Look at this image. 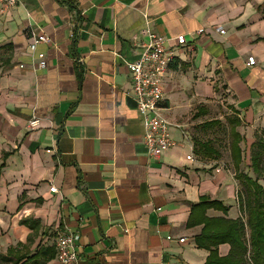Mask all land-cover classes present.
<instances>
[{"label":"crops","instance_id":"obj_1","mask_svg":"<svg viewBox=\"0 0 264 264\" xmlns=\"http://www.w3.org/2000/svg\"><path fill=\"white\" fill-rule=\"evenodd\" d=\"M30 28L48 38L34 56ZM150 32L175 56L162 88L177 145L157 159L128 67ZM217 104L254 144L264 130V0H20L0 13V264H58L65 231L80 235L81 264H205L210 251L196 242L205 217L216 227L241 217L234 168L198 154L190 132L210 128L203 118ZM204 199L221 204L205 210ZM28 218L37 229L20 224Z\"/></svg>","mask_w":264,"mask_h":264},{"label":"built area","instance_id":"obj_2","mask_svg":"<svg viewBox=\"0 0 264 264\" xmlns=\"http://www.w3.org/2000/svg\"><path fill=\"white\" fill-rule=\"evenodd\" d=\"M19 3L20 0H0V13H6ZM216 30L221 34L225 33L221 27H217ZM29 36V50L34 56L37 53L38 46L46 43L48 38L43 32L33 28L29 29ZM166 43L167 41L163 36L150 32L149 41L143 44L140 57L128 64L131 73L132 91L145 128L144 144L147 154L156 159L177 145L170 134L171 128L176 125L163 115L164 91L162 84L175 57L174 53L166 47ZM178 43L181 45L186 44V37L184 35L179 36ZM37 60V69L44 70L47 68L45 53L37 54ZM255 64V57H249L247 65L254 66ZM20 67L24 68L25 66L22 64ZM39 125L40 119L33 118L30 120L28 127L35 130ZM184 136L187 140L188 136L186 134ZM187 159L193 160V156L189 155ZM50 190L51 192H57L56 187H52ZM168 239H171V237ZM79 240L80 235L72 231H65L58 237L56 242L58 264H81L77 252ZM179 242L183 243L185 239H180Z\"/></svg>","mask_w":264,"mask_h":264},{"label":"trees","instance_id":"obj_3","mask_svg":"<svg viewBox=\"0 0 264 264\" xmlns=\"http://www.w3.org/2000/svg\"><path fill=\"white\" fill-rule=\"evenodd\" d=\"M204 125L219 126L221 122L212 120ZM229 125H231L232 135L230 153L235 178L242 186L241 192L238 191L241 217L237 220H220L224 222V227H216L218 220L205 217L203 232L196 237V242L199 247L210 251V256L205 264H264V186L260 183V180L264 181V175L261 176V173L264 172L261 169V164L264 162V138H260L252 145L254 148L260 146V149L252 153L251 158V167L257 175L254 178L242 170L244 151L241 143L245 138L237 130L242 122L235 118L230 120ZM196 147L198 154L204 157L211 159L219 157L218 151L210 141L196 140ZM220 204L218 201L204 199L198 206L207 210ZM223 210L226 214L229 211L228 208H223ZM20 224L28 226L32 230L39 226V222L32 218L23 219ZM222 244L231 245V251L227 257L219 255L218 247ZM24 258L25 256L18 260Z\"/></svg>","mask_w":264,"mask_h":264},{"label":"rangeland","instance_id":"obj_4","mask_svg":"<svg viewBox=\"0 0 264 264\" xmlns=\"http://www.w3.org/2000/svg\"><path fill=\"white\" fill-rule=\"evenodd\" d=\"M217 106H221L217 108ZM226 108V107H225ZM230 114L229 116L226 114ZM196 112H192V115H195ZM208 118H203V122L209 121V120H220L222 122L221 125L219 126H212L210 128H202L201 125H195L192 126V131H190L193 135L192 138H196L202 141H210L212 143V146L215 147V149L219 153V160L220 164H224L223 166L226 169L233 170V162H232V157L230 154V145L232 142V135H231V125H229L228 122H230V116H232L231 111L225 110L222 105L217 104L214 106V108L211 109L210 114H208ZM203 116L201 115L200 117H193L191 120L194 122H199L197 119H201ZM192 121V122H193ZM243 137L245 138L244 142L242 143V148L244 151V163L242 165V170L243 172H247L250 174L252 177L256 178L257 175L254 173L253 168L251 167V158H252V153L255 150L260 149V146L258 147H253L251 143H246L247 138H251L252 132L247 129V126L243 130ZM255 142L259 140L260 138H264V130L259 128L258 133L255 132L254 135ZM261 169L264 170V162L261 164ZM264 175V172L261 173V176ZM262 183L263 180H260ZM263 185V183H262ZM242 186L239 184V192H241ZM249 234V232H248Z\"/></svg>","mask_w":264,"mask_h":264}]
</instances>
